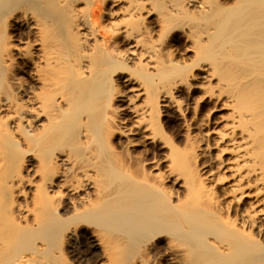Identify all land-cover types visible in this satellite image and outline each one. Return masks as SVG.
I'll use <instances>...</instances> for the list:
<instances>
[{
  "label": "bare ground",
  "instance_id": "bare-ground-1",
  "mask_svg": "<svg viewBox=\"0 0 264 264\" xmlns=\"http://www.w3.org/2000/svg\"><path fill=\"white\" fill-rule=\"evenodd\" d=\"M127 1L0 0V22L9 26L0 31V54L8 51L0 90H13L0 108L16 113L15 150L36 161L37 178L35 193L25 192L29 178L5 185L0 217L22 215L23 224L0 248V264L27 256L65 264L63 237L82 228L100 249L95 264H158L161 252L169 255L162 264H264V0H157L163 32L189 20L182 25L192 67L214 83L197 103L193 158L160 126L159 100L181 110L180 64L172 57L151 65L153 47L141 49L134 25L150 0ZM11 49L30 67L29 84L15 78ZM136 55L138 67L128 68ZM119 143L152 149L134 157L117 152ZM15 193L29 204H16Z\"/></svg>",
  "mask_w": 264,
  "mask_h": 264
},
{
  "label": "rangeland",
  "instance_id": "rangeland-1",
  "mask_svg": "<svg viewBox=\"0 0 264 264\" xmlns=\"http://www.w3.org/2000/svg\"><path fill=\"white\" fill-rule=\"evenodd\" d=\"M128 1H133V0H128ZM151 2L153 4L155 3L154 5L157 6L158 8L155 7L154 5H152ZM160 5H161V8L159 7ZM81 7H83V6H81ZM145 8H147L148 10L150 9L151 10L150 13L147 14L146 12H144L143 15H142L143 19L142 20H137L136 21L137 23L135 22V24H134V25H136L135 36H138L141 39L142 43L144 44V46H143V44L141 45L142 46L141 49H143V48L146 49L147 48L146 50H148V49H151V47H153L152 48L153 51L149 50V55H152V58H153L152 60L150 59V63L153 61L151 63V65L154 62H155L154 64H158V63L160 64L161 63L160 65H163L164 62H167V63H165L166 66H167V64H169V62H170V60L168 58H172V57H173L172 58L173 60H175V61L178 60L177 62L180 64L179 66L181 67V70L179 72V76L178 75L175 76V80L176 81H181L183 78H185V79H183L184 82L182 81V84L184 83L183 85L181 84V82H179V84L181 86H179L178 91L175 93L176 98L178 99V101H180L179 103L181 104V105L179 104L180 105V109H181L180 110L181 113L178 112L179 110H177L175 107H173L174 109L173 108H164V107H162V105L165 104V103L163 101L160 102V100H159V107L161 108L160 110L162 112V114H161V112L159 114L160 121H161L160 122V124H161L160 126H161L162 130L164 131L165 137H167L168 140H172L173 139L175 141V144L179 148V150H181L182 152H186L187 154H189V157L190 156L192 157V155H194V152L197 153V151H196L197 147L196 146H198V144H200V143L196 144V143L192 142L193 141L192 139H198L200 137V132H198L199 128L196 125L197 119H196V115H195V111L197 110V103L200 102L199 98L201 96V93L204 90L203 88H206L207 86H208V88L212 87L210 85L211 84L213 85L214 83H208V82L205 83V80H199L200 77L204 76V74L202 73V71H200V69H198V67H194V68L192 67L193 64H194V61H193V56L194 55L191 52L187 53V49L190 46V43H189V41H187L188 38L186 36L185 30H184V27H183V25H185V22H187V21L189 22V20H187V18L186 19L183 18V20H185V21H181V20L178 19L180 21V24L178 22H175L174 25H173V27H174L173 29L174 30L173 29L172 30L169 29L172 32L171 31L170 32H166L168 30L163 32L162 31L163 26L159 22H161L160 21L161 14L165 13L164 4H162L161 1L159 3V1L157 2V0H150V2L148 1L146 3ZM115 9H116L115 7H112L110 9H109V7L107 8V10H111V11L112 10L115 11ZM176 23L178 25H180V26H177ZM104 24H105L104 26L106 28L108 27L107 28L108 30H111L110 29V27H111L110 24H108L107 22H105ZM8 27H9L8 23L5 24V23L0 22V31L1 32L6 31V33H7L8 32L7 29H9ZM107 29L104 30V31L105 32L108 31ZM136 29H138V30H136ZM136 31H139V32H137V34H136ZM23 32H25V31H23ZM15 33L16 32H14V34ZM108 33H110V31H108ZM163 33H165V35ZM24 34H26V33H23L20 36L17 33L16 38L22 39V41L25 40L24 42L29 43V41H28L29 39L27 38V36L23 37V36H25ZM184 34H185V37H184ZM18 36H20L21 38L18 37ZM3 41L5 42V39ZM7 41H8V43H11V44L14 43L13 44L14 47L15 46L17 47V46L20 45V44H18V42L13 41L12 39H11V41L10 40H7ZM16 44H18V45H16ZM9 45H8V47H9ZM13 46L11 45V48ZM119 46L122 47L123 44H121V45L118 44V47ZM23 47H24V49L25 48L30 49V50L25 49L26 50L25 53H27V52L31 53V49H32L31 45H30V48H28L27 44L23 45V46L21 45V48H23ZM123 47H125V45ZM24 49L22 51L23 53H24ZM141 49H139V50H141ZM2 50H4V49H2ZM4 52H6V51H4ZM4 52L2 51L0 55L3 58H5V57L7 58L6 55H8L7 54L8 51L5 53V56H2V54L4 55ZM10 52H9V55L12 56V58H14L13 60H15V62H17V63L19 62L18 65L20 66L19 67L20 71L17 70V71H15L13 73V74H15L14 75L15 78L16 77H18V78L21 77L22 78L24 76L22 79H24V80L27 79L25 82L27 84H29L28 83L29 80H28L27 73H28V71H30L29 70L30 67H28L26 64H24L25 60L21 61V59H18L15 50L11 49ZM1 57H0V64H1L0 68L4 69L6 71L7 67L3 64V62H1V60H3V58L1 59ZM137 57H139V56L136 55V56L132 57L133 60H131L130 62L127 63V67L128 68L135 69V68L138 67L140 62L137 60L138 59ZM26 58H27V56H26ZM145 59H146V61H149L148 58L144 57V60L141 59L142 62H145ZM8 60H9V58H8ZM167 60H169V61H167ZM191 61L193 63H191ZM185 64H186V66L189 64L188 67H186V66L184 67L183 65H185ZM190 64H191V66H190ZM189 67L191 69H188ZM185 69L188 70V71H186ZM7 72H8V70H7ZM127 73H128V71H127ZM122 77H123L122 81H124L125 79H128L127 74H125V73L122 75ZM21 78H20V80H22ZM166 79H167L166 82H168V83L163 81L162 84H164V85H162V87H168V85L172 82L174 77H171V80H170V76H169V78H166ZM138 83H139V81H138ZM165 84H168V85L165 86ZM194 87H199V88L201 87V89H197L196 91L192 92L193 90H191V89H193ZM7 92H8L9 96L13 95V93H12L13 90H12V92H10L12 94H10L8 90H7ZM4 96H6V98L9 97L6 94L4 95L3 91L0 90V102L2 101V99L3 100L5 99ZM1 108H0L1 109L0 110V194H1L0 199L3 198V200L6 201L9 198V195H8L9 191H8V188L7 189L5 188V185L7 187L9 182L15 181L19 177H22L23 179H25V181H26V179H27V181L30 180L29 182L32 183V184L27 182L28 186L29 185L30 186H29V188H27L28 186L24 187V189L26 188L25 192L27 191V192H32V193L34 192L35 193V190L37 188L36 187L37 184L34 181H37V178L35 179V177H33L32 174H31L32 173L31 170L33 168V165L34 166L36 165V161L31 159V157L28 154H26L24 159H22L24 162H22V160H20V157L17 155V153H18L17 150H15L17 148H16V145L14 144V142L18 139V132H17V129H16L17 128L16 127L17 126L16 125L17 124V120H16L17 117H15L16 113L12 112L13 109H11V108H10L11 110H7V109L5 110V108L2 107V106H1ZM3 108H4V110H3ZM189 108H190L191 111H189ZM13 113H15V115ZM12 114H13L14 117L12 116ZM7 132H9V133H7ZM120 144L121 143H119V146H120ZM122 145H124L126 148L124 146H122ZM119 146L116 147V151L117 152L119 151L120 153H123V154L125 153L127 155L128 154L129 155L133 154V152H134L135 156H134V154L132 155L134 157H139L138 155L142 151H144L145 149L147 150V148L152 149V146H150V145H148V146H146V145H144V146H132V147L128 146L129 149H127V146L124 143L121 144L122 147L120 146V148H119ZM194 147H196V148L194 150H192V148H194ZM166 150H167L166 148H162L160 150V152H162V153L164 152V153L162 154V157H161V153H159L160 156L159 155L157 156V159L160 158L159 161H162L161 158L163 159V155L166 154L165 153ZM131 151H132V153H130ZM140 156H141V154H140ZM29 160H30V162H29ZM150 161H152V157H151L150 160H148V162H150ZM192 161H194V160L190 159V162H192ZM22 164H23L24 167L22 166ZM29 164H30L31 167L29 166ZM191 164L194 165V163H191ZM20 165H21V167H20ZM135 165H138V164L136 163V164H134L132 166L134 167ZM145 166H146V168L148 167L147 168V172H148V170H150L149 171L150 175H151V173H155L156 170H154L153 164L152 165L151 164L150 165H145ZM133 167H131V169ZM135 167H137V166H135ZM163 170L165 171L166 169H163ZM31 176L33 178H31ZM28 178H29V180H28ZM20 195H17L15 193L16 197L14 196V201L16 202V204H18V205L21 204V206L29 204V200L27 199V195L26 196H24L25 194H20ZM21 216L22 215H9L7 213V215H2L0 217V248L3 247V246H6L5 242H7V244H8V242H9L8 239L10 238L9 235H12L11 233H13L15 226L18 225V224L19 225L23 224V219H22ZM63 216L67 217L68 215H63ZM86 230L89 232V230L87 228H82L79 231H77V233L68 234L67 236L63 237V241L62 242L64 243L63 250H64V258H65L64 262H65V264H95L94 255L96 253L99 254L100 252H98V250L100 251V249H99V247L91 248V245L89 244L88 239H87L88 232ZM8 236H9V238H8ZM84 237H86V238H84ZM6 240H8V241H6ZM92 252H93V254H92ZM161 253H159L157 255H154V257H153V258H155L154 259L155 262L158 260V264H162V262L165 263V262L169 261L168 260L169 255L164 254L165 252L164 253L161 252ZM45 263H47V261H45ZM16 264H34V262L32 261V258L30 256H27L26 260L24 262H20L19 261Z\"/></svg>",
  "mask_w": 264,
  "mask_h": 264
}]
</instances>
